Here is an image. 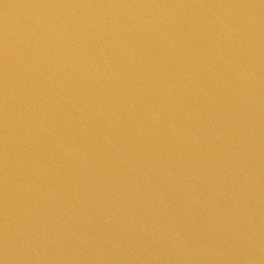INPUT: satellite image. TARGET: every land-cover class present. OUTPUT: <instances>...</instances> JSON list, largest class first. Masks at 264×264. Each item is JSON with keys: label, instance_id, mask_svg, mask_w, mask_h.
<instances>
[{"label": "water", "instance_id": "water-1", "mask_svg": "<svg viewBox=\"0 0 264 264\" xmlns=\"http://www.w3.org/2000/svg\"><path fill=\"white\" fill-rule=\"evenodd\" d=\"M264 98V0H0V264H174Z\"/></svg>", "mask_w": 264, "mask_h": 264}]
</instances>
